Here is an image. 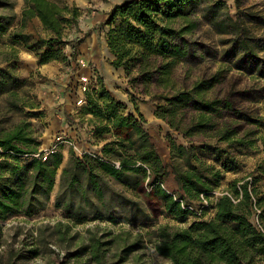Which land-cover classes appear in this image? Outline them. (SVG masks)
Returning <instances> with one entry per match:
<instances>
[{"label": "trees", "instance_id": "16d2710c", "mask_svg": "<svg viewBox=\"0 0 264 264\" xmlns=\"http://www.w3.org/2000/svg\"><path fill=\"white\" fill-rule=\"evenodd\" d=\"M23 1L17 15L12 2L0 0V38L9 34L12 52L16 53L15 45L33 51L40 65L67 60L65 37L78 28L80 9L67 0ZM194 1L124 0L114 6L108 17L109 24L119 20L108 33V44L115 56L113 64L123 67L128 76L133 75L131 83L143 86V94L161 100L155 115L191 145L172 142L170 164H164L144 127V115L138 109L137 116L127 114L125 103L101 86L86 93V109L98 123L97 134L109 135L110 140L102 145L100 154L78 157L71 151L56 192L58 170L64 162L62 152L55 149L31 157L38 153L39 142L25 122L0 132V214L37 215L47 209L53 198L55 209L65 217V222L56 223V234L62 240L72 225H90L103 218L114 225L121 219L135 221L147 207L156 218L165 215L185 222L195 217L185 227L158 225L151 232L153 259H163L166 264H264V197L251 188L250 181L234 179L216 197L213 215L208 218L197 215L191 207V203L214 194L225 172L237 168L232 150L240 153L257 144V132L250 126L260 124L263 117L241 113L230 96L209 93L226 80L233 68L264 78V57L259 53L264 50V38L249 34L245 26L248 13L241 9L240 0H234L235 14L230 13L225 0H215L203 17L217 31L231 35L224 55V61L231 65L223 64L211 76L182 87L175 76L176 67L195 62L197 46L207 47L186 37L199 22L186 9ZM221 8L226 12L218 17ZM35 21L36 34L28 31ZM82 39L76 37L71 42L72 54ZM25 84L9 69L0 67V93L9 94L15 108L25 102L19 93ZM204 138L216 141L212 149L214 163L202 157L197 152L200 146L194 145H207ZM24 155L31 158L21 164ZM169 167L178 186L176 192L164 187ZM258 207L261 227L251 220ZM124 224L118 233L107 229L101 236L95 234L100 229L98 223L87 227L90 243L81 246V251L88 252L94 264H103L105 248L129 235ZM104 238L111 241L106 243ZM138 248L137 240L124 245L119 261L124 262ZM133 258L135 264H165L148 263L141 254ZM0 264L14 263L0 256Z\"/></svg>", "mask_w": 264, "mask_h": 264}, {"label": "rangeland", "instance_id": "374dc122", "mask_svg": "<svg viewBox=\"0 0 264 264\" xmlns=\"http://www.w3.org/2000/svg\"><path fill=\"white\" fill-rule=\"evenodd\" d=\"M9 1L13 3V11L20 15L24 1ZM123 1L67 0L70 5L77 6L81 11L78 28L69 31L65 37L64 52L67 60L60 59L40 65L35 53L22 46L15 45L16 53H13L9 34L0 38V67L9 69L26 83L19 92L25 101L19 103V108L11 105L9 94L0 93V132L25 122L29 124L39 142L38 153L31 157L55 149L62 152L64 162L58 170L54 192L58 189L59 175L70 159L71 151L78 157L85 153L100 154L102 145L110 140L109 135L97 134L98 123L86 109V93L93 89L98 90L101 86H104L112 97L125 103L127 114L133 113L137 116L138 109L144 115V127L164 164H170L172 142L191 145L187 138L155 115L161 100L143 94V86L131 83L133 75L128 76L123 67L117 68L113 64L115 56L108 44V33L119 20L109 24L108 17L114 6ZM214 1L195 0L186 8L191 10L190 17L198 18L199 21L198 26L186 37L207 47L197 46L198 59L195 62L180 63L176 67L175 76L182 87L190 86L199 78L211 76L223 64L231 65L224 61L231 35L217 31L213 24L203 17ZM225 1L230 13L235 14L237 9L234 0ZM240 4L241 9L248 13L245 26L249 34L264 38V0H240ZM225 12L226 8L219 9L218 17ZM35 26H38L37 21L30 24L28 31L36 34ZM76 37L83 39L76 44V50L72 54L71 42ZM259 53L264 57V50ZM6 57L11 60L6 61ZM214 94L230 96L235 108L249 117L263 118L260 124L250 126L257 132V144L251 149H243L240 153L231 151V156L236 157L238 161L237 168L225 172L221 185L209 198L204 197L201 201L191 203L196 214L204 215L205 218L213 215L216 197L223 194L234 179L250 181L251 188L264 197V78L233 68L226 80L209 93L210 96ZM80 99H83V102H79ZM204 141L209 146L204 142L194 143L200 146L197 152L208 162L214 163L216 155L212 149L216 141L205 138ZM31 157L24 155L21 164ZM168 170L170 174L166 182L173 177L172 168L169 167ZM166 182L164 187L168 191L176 192L174 186L169 190ZM203 208L205 211H202ZM259 216L260 213L256 209L251 218L252 222L260 219ZM193 219L195 217L190 216L185 222H179L165 215L156 218L151 215L150 209L145 207L135 221L121 219L129 235L116 239L111 246L105 248L107 250L102 263L135 264L133 256L141 254L143 260L148 263L158 261L166 264L165 260L152 257L151 232L160 224L185 227ZM58 221L65 222V217L55 209L53 200L46 210L37 215L0 214V256L14 264H94L88 252L81 251V246L90 243V234L85 231L86 228L98 223L100 229L95 231V234L101 236L107 229L118 233L121 225L111 224L107 218L90 225H72L66 238L61 240L56 234ZM135 240L139 243V248L129 254L124 262H120L121 248ZM103 241L108 243L111 238H104ZM78 251L80 253L77 254Z\"/></svg>", "mask_w": 264, "mask_h": 264}, {"label": "built area", "instance_id": "2783aa9c", "mask_svg": "<svg viewBox=\"0 0 264 264\" xmlns=\"http://www.w3.org/2000/svg\"><path fill=\"white\" fill-rule=\"evenodd\" d=\"M85 89H86V87H85ZM79 102H83V99H80ZM257 211H258V213H260V210L257 209ZM254 224L258 227H261V224H260V221L258 218L254 221Z\"/></svg>", "mask_w": 264, "mask_h": 264}, {"label": "crops", "instance_id": "0c3cea01", "mask_svg": "<svg viewBox=\"0 0 264 264\" xmlns=\"http://www.w3.org/2000/svg\"><path fill=\"white\" fill-rule=\"evenodd\" d=\"M44 65H47V64H44ZM171 182H172V185L174 186L173 188L177 189L178 186H177V183L174 180V177H172ZM175 189H173V190H175Z\"/></svg>", "mask_w": 264, "mask_h": 264}, {"label": "bare ground", "instance_id": "6f19581e", "mask_svg": "<svg viewBox=\"0 0 264 264\" xmlns=\"http://www.w3.org/2000/svg\"><path fill=\"white\" fill-rule=\"evenodd\" d=\"M166 187H167L169 190L173 187L171 180L166 182Z\"/></svg>", "mask_w": 264, "mask_h": 264}, {"label": "water", "instance_id": "95a60500", "mask_svg": "<svg viewBox=\"0 0 264 264\" xmlns=\"http://www.w3.org/2000/svg\"><path fill=\"white\" fill-rule=\"evenodd\" d=\"M52 200H53V198H52Z\"/></svg>", "mask_w": 264, "mask_h": 264}]
</instances>
